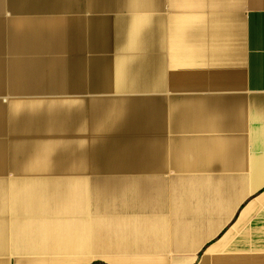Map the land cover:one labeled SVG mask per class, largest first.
<instances>
[{"label":"crops","instance_id":"1","mask_svg":"<svg viewBox=\"0 0 264 264\" xmlns=\"http://www.w3.org/2000/svg\"><path fill=\"white\" fill-rule=\"evenodd\" d=\"M0 264H264V0H0Z\"/></svg>","mask_w":264,"mask_h":264}]
</instances>
